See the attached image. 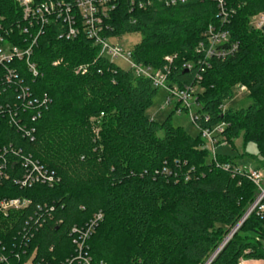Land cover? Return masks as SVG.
<instances>
[{
	"label": "trees",
	"instance_id": "obj_1",
	"mask_svg": "<svg viewBox=\"0 0 264 264\" xmlns=\"http://www.w3.org/2000/svg\"><path fill=\"white\" fill-rule=\"evenodd\" d=\"M228 1L236 14L224 29L238 48L206 66L196 50L208 27L219 24L212 0L140 12L119 0L107 35L140 34L134 62L169 68V83L180 88L199 83V130L224 124L218 135L224 143L240 137L255 143L258 156L249 157L264 171V29L250 26L264 13V0ZM0 26L12 29L9 40L18 47L37 39L31 58L37 75L15 62L10 66L19 78L1 83L7 177H0V202L29 204L0 211V264H68L77 256L74 241L97 214L102 219L84 245L92 264H207L258 197L246 173L225 169L234 164L229 158L210 159L201 132L190 136L173 126L171 115L163 124L150 120L146 111L159 89L100 58L82 31L66 39L63 21L52 18L41 33L24 34L27 22L16 0H0ZM239 85L249 91V106L225 109ZM27 90L31 96L24 99ZM24 157L54 172L57 181L18 185ZM242 260L264 261V212L258 209L210 264Z\"/></svg>",
	"mask_w": 264,
	"mask_h": 264
},
{
	"label": "built area",
	"instance_id": "obj_2",
	"mask_svg": "<svg viewBox=\"0 0 264 264\" xmlns=\"http://www.w3.org/2000/svg\"><path fill=\"white\" fill-rule=\"evenodd\" d=\"M133 10L145 11L155 4H160L166 8H175L189 3L191 0H127ZM218 10L217 17L219 25L209 26L205 33L202 35V40L197 46V53L202 54L200 64L206 66L212 59L225 60L233 55L238 48L237 43L231 42V35L224 29L231 18L236 14V9L229 6L228 0H212ZM18 6L23 13V19L27 22V26L23 28L24 34H29L30 30L40 29L42 32L43 27L50 23L52 18H57L63 21L66 31L64 36L66 39H74L82 31L88 39L92 40L95 46L99 47L100 58L108 59L110 62L117 64L119 60L123 61L128 67L126 70H131L137 77L149 79L153 86L158 89H165L168 93L167 105L175 104V110L178 114L188 113L191 116L192 123L199 128V120L201 119L198 111L200 104L198 102L197 89L199 83L194 86L180 88L169 83L170 69L166 68L165 71L161 69H154L151 66L138 64L132 59V49H125L115 44V37H109L107 33L110 32L111 14L117 9L119 0H16ZM254 20V22L252 21ZM135 22V21H134ZM79 24H81L79 26ZM250 26L255 30L264 29V13L255 16L250 21ZM0 94H2L1 83L3 81L10 82L11 80L18 79L16 70L11 68V64L15 62L26 63L28 71L34 76L37 75L36 64L31 61L33 55V48L37 43L34 39L27 47L21 48L9 40L12 35V29H3L0 26ZM167 62H172L173 58H165ZM118 65V64H117ZM119 66V65H118ZM120 67V66H119ZM193 64H186V70L192 69ZM122 68V67H121ZM85 68H80V70ZM198 80L201 77H197ZM238 89V90H237ZM4 90V89H3ZM245 93L248 94V89L245 86H237L234 88V94ZM30 93L23 92V98L29 99ZM196 98V100H195ZM31 105V101H29ZM192 106L198 108L197 111L192 110ZM8 111L11 112L9 106H6ZM2 111L3 108H0ZM0 111V112H1ZM208 120V119H207ZM225 125H219L212 130L203 129L201 135L207 142V149H213L210 152L212 159L216 160L217 155L214 152L217 141L215 140V133L220 135L224 130ZM30 134V132L28 133ZM7 154V149L4 148L0 151V159ZM6 162L0 160V177H7L5 169ZM15 165H13V168ZM21 167L24 169V174L21 180L16 181L21 187H31L34 183H48L52 185L57 181V176L54 172L45 171L37 162L32 161L31 157H24ZM225 169L231 168L230 165H224ZM239 171V169H236ZM248 179L255 184L260 191V195L253 205L250 214L258 209L259 212H264V174L261 171L254 170L246 173ZM29 202L20 199H5L0 202V211L7 214L11 210H22L28 206ZM102 219V214H97L93 220L87 225L79 239L75 240L77 246V256L74 260L69 261L68 264H73L77 261L79 264H92L91 259L87 256L84 247L86 241L90 238L97 226L98 221ZM244 219V218H243ZM247 218H245L246 220ZM244 220V221H245ZM243 224V223H242ZM239 224L238 228L242 225ZM77 229H73V233H77ZM85 253V254H84ZM103 264V263H101Z\"/></svg>",
	"mask_w": 264,
	"mask_h": 264
},
{
	"label": "rangeland",
	"instance_id": "obj_3",
	"mask_svg": "<svg viewBox=\"0 0 264 264\" xmlns=\"http://www.w3.org/2000/svg\"><path fill=\"white\" fill-rule=\"evenodd\" d=\"M252 21L254 22V20ZM141 39L142 37L140 34H130L122 37H115V39L112 41H114L115 44L125 49H132L135 45L140 43ZM169 57L173 58V56H169ZM117 64L123 69H126L128 67L121 60H119ZM196 89H197V94H199L202 91L200 87ZM237 90L235 91L237 92ZM247 96L248 94L237 92V94H235L233 99L225 104V109L239 110L248 107L250 101L248 100ZM167 97H168V93L166 92V90L163 88L159 89L154 99L153 106L146 111V116L150 120L155 121L158 124H163L166 121V119L171 115V122L173 126L182 128L190 136L193 137L198 136L200 134V130L192 123L191 116L188 113L178 114L175 110V104L167 105ZM192 110L197 111L198 108L192 106ZM214 135H215V140L218 142L217 145L219 144V146H216L214 152L219 157H225L232 160L234 164L233 165L230 164V167H232L233 169H239V171L244 173H250L251 171L258 170L263 172L264 174V171L262 170L260 163L256 159L250 158L251 156H255V157L258 156V149L255 143L250 142L245 144L243 138L240 137L234 140L233 145H229L222 141L223 138L221 136H218V134L216 133ZM210 152H213V149H210ZM210 159H212V155ZM262 188L264 189V183L262 185ZM259 195H260V191L258 197ZM252 207L246 213L245 218H248V216L250 215ZM240 228L241 226L237 229L236 233ZM230 234L228 235L226 240L232 239V237L235 235L234 234L231 236Z\"/></svg>",
	"mask_w": 264,
	"mask_h": 264
},
{
	"label": "water",
	"instance_id": "obj_4",
	"mask_svg": "<svg viewBox=\"0 0 264 264\" xmlns=\"http://www.w3.org/2000/svg\"><path fill=\"white\" fill-rule=\"evenodd\" d=\"M249 214V213H248ZM244 220H245V217H244V219L239 223V224H242L243 222H244ZM239 224H238V226H239ZM238 226L232 231V233L230 234L231 236L232 235H234L235 233H236V231H237V229H238ZM229 240H226L223 244H222V246L219 248V250L215 253V255L208 261V263L207 264H210L213 260H214V258L218 255V253L224 248V246L227 244V242H228Z\"/></svg>",
	"mask_w": 264,
	"mask_h": 264
},
{
	"label": "crops",
	"instance_id": "obj_5",
	"mask_svg": "<svg viewBox=\"0 0 264 264\" xmlns=\"http://www.w3.org/2000/svg\"><path fill=\"white\" fill-rule=\"evenodd\" d=\"M239 264H264L262 260H242Z\"/></svg>",
	"mask_w": 264,
	"mask_h": 264
},
{
	"label": "bare ground",
	"instance_id": "obj_6",
	"mask_svg": "<svg viewBox=\"0 0 264 264\" xmlns=\"http://www.w3.org/2000/svg\"><path fill=\"white\" fill-rule=\"evenodd\" d=\"M148 10V9H147ZM140 12V11H139ZM219 25V24H218ZM208 72V71H207Z\"/></svg>",
	"mask_w": 264,
	"mask_h": 264
}]
</instances>
